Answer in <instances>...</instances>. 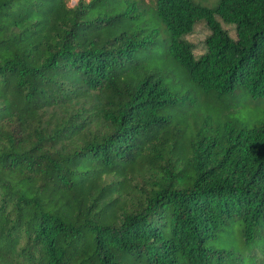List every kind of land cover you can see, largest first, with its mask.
I'll return each mask as SVG.
<instances>
[{
    "label": "trees",
    "instance_id": "trees-1",
    "mask_svg": "<svg viewBox=\"0 0 264 264\" xmlns=\"http://www.w3.org/2000/svg\"><path fill=\"white\" fill-rule=\"evenodd\" d=\"M160 50L210 102L264 99V0H0V264H260L264 123L177 120ZM234 224L248 258L208 247Z\"/></svg>",
    "mask_w": 264,
    "mask_h": 264
},
{
    "label": "rangeland",
    "instance_id": "rangeland-1",
    "mask_svg": "<svg viewBox=\"0 0 264 264\" xmlns=\"http://www.w3.org/2000/svg\"><path fill=\"white\" fill-rule=\"evenodd\" d=\"M192 1L207 8H213L217 4V0ZM222 27L231 38L235 39L233 26L222 24ZM209 34L210 32L204 24H197L193 32L186 36V41L194 47L195 57H199L204 53V41ZM143 67L148 73L158 71L165 78L166 85L170 86L171 90L189 93L190 97L195 100L194 106L191 110H188L189 113L187 112L188 115L176 118L179 121H183L185 116L195 117L196 114L198 120H207L209 124L211 123L215 127L228 122L236 128L251 129L264 123L263 98L252 99L248 94L235 92L225 96L220 101L210 102V96L187 84L184 76L179 71V67L167 59L162 50L153 52L149 59L145 60ZM208 247L217 251H231L245 258H248L251 252L244 245L239 224L227 227L217 235L216 240L208 244ZM260 264H264V255L260 256Z\"/></svg>",
    "mask_w": 264,
    "mask_h": 264
}]
</instances>
